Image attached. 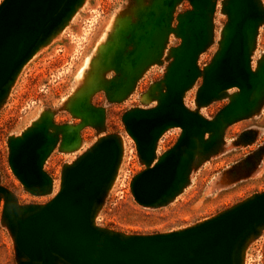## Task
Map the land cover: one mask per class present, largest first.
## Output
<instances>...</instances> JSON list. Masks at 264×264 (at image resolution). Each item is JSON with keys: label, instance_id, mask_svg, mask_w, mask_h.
Here are the masks:
<instances>
[{"label": "water", "instance_id": "water-1", "mask_svg": "<svg viewBox=\"0 0 264 264\" xmlns=\"http://www.w3.org/2000/svg\"><path fill=\"white\" fill-rule=\"evenodd\" d=\"M132 1L129 14L118 17L66 102V111L79 123L55 125L54 113L45 111L7 140L9 169L28 194L52 193L53 181L43 166L56 148L72 153L80 146L83 128L103 131L105 110L94 107L91 96L102 92L108 103L125 101L149 68L162 62L171 35L179 44L168 50L162 79L143 95L155 105L121 116L144 166L129 185L137 205L157 209L172 202L188 185L193 168L219 152L226 129L263 109L264 57L252 68L258 31L264 24L260 0L220 2L226 23L215 54L202 70L198 60L213 44L218 0ZM85 2L2 0L0 107L23 67L66 29ZM183 2L190 9L175 16ZM199 79L196 109L190 110L184 97ZM231 90L236 91L229 95ZM223 99L228 103L213 118L200 114L201 108ZM174 128L180 130L175 144L157 156L161 137ZM123 153L121 136L100 135L62 167L58 191L45 204L20 205L0 185L1 223L12 239L17 264H244L249 243L264 230V191L169 233L128 235L96 226Z\"/></svg>", "mask_w": 264, "mask_h": 264}, {"label": "rangeland", "instance_id": "rangeland-1", "mask_svg": "<svg viewBox=\"0 0 264 264\" xmlns=\"http://www.w3.org/2000/svg\"><path fill=\"white\" fill-rule=\"evenodd\" d=\"M221 1H217L214 15L213 44L200 56V70L210 63L215 54L219 32L226 23V17L220 13ZM260 1L264 7V0ZM132 5V0H86L66 29L23 67L7 99L0 107V185L12 192L20 205L45 204L58 191L60 173L64 165L74 161L94 144L100 135L116 134L122 137L124 153L116 181L96 218V226L128 235L169 233L211 218L264 191L263 107L253 117L226 129L219 152L193 168L188 185L168 205L148 209L134 202L129 188L130 181L144 166L137 158L133 142L125 134L121 116L133 108H150L155 105L154 101L143 99V95L162 79L169 63L168 50L179 44V40L172 35L162 62L149 68L125 101L118 104L108 103L102 92L91 96L90 103L105 110L104 129L101 134H97L93 128H83L77 150L64 153L56 148L52 152L43 166V171L53 181L51 194L35 197L25 192L7 163V140L19 135L42 112H53L55 125L79 123L66 111V102L80 86L98 48L112 34L118 17L129 14ZM189 9V4L183 2L177 7L175 16ZM175 24L174 21L173 26ZM262 57L264 24L258 31L252 55L253 69ZM111 77L112 74L107 76ZM200 83L199 79L184 97V104L190 110L196 109L195 93ZM235 91L231 90L228 94ZM227 103L228 100L223 99L201 108L199 112L203 117L211 119ZM179 135L180 130L177 128L164 133L157 145V156L170 149ZM0 264H17L12 239L1 223V217ZM244 264H264V230L258 238L249 243Z\"/></svg>", "mask_w": 264, "mask_h": 264}]
</instances>
